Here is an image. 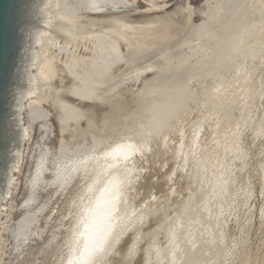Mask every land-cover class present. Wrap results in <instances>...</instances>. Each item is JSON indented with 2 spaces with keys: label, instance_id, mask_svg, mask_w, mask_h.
Here are the masks:
<instances>
[{
  "label": "water",
  "instance_id": "95a60500",
  "mask_svg": "<svg viewBox=\"0 0 264 264\" xmlns=\"http://www.w3.org/2000/svg\"><path fill=\"white\" fill-rule=\"evenodd\" d=\"M264 39V0H0V264H115Z\"/></svg>",
  "mask_w": 264,
  "mask_h": 264
},
{
  "label": "rangeland",
  "instance_id": "374dc122",
  "mask_svg": "<svg viewBox=\"0 0 264 264\" xmlns=\"http://www.w3.org/2000/svg\"><path fill=\"white\" fill-rule=\"evenodd\" d=\"M115 264H264V39Z\"/></svg>",
  "mask_w": 264,
  "mask_h": 264
}]
</instances>
